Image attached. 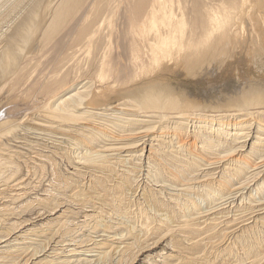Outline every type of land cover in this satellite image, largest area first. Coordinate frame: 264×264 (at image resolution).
Returning <instances> with one entry per match:
<instances>
[{
    "label": "rangeland",
    "instance_id": "rangeland-1",
    "mask_svg": "<svg viewBox=\"0 0 264 264\" xmlns=\"http://www.w3.org/2000/svg\"><path fill=\"white\" fill-rule=\"evenodd\" d=\"M40 1L46 0H0V49L4 47L2 42L8 41L3 40L6 39L5 36L17 37L20 34L17 25ZM58 2L59 0H53L52 5L56 6ZM238 2V15L234 16L233 26L238 34L236 46H229L224 52L214 54L210 60L207 59L208 61H203L190 70H184L178 63L165 62L156 72L143 78L145 82L142 80L135 87L136 91L146 83L153 82L165 91L173 92L177 98L181 96L192 102L195 105L194 112L207 117L206 119L223 116L224 121L230 124H246L249 121L247 126L251 125V128L243 133L250 132V135L255 136V129L254 132L251 129L255 128L257 119L256 115L251 116L249 112L264 115V106L250 107L248 113L238 112L234 102L237 99L239 101L245 91L250 93L262 91L257 87L264 88V0ZM213 12L212 9V14ZM49 16L44 20V25L49 22ZM16 30L18 32L15 36L13 33ZM61 47L65 46L59 45L52 49L51 52L56 53L54 56L59 58L58 53L63 49ZM35 52L36 50L33 51L34 56L24 55L29 57L30 61L27 59V62L36 60L38 56H35ZM57 60L52 55L40 60L41 74L38 80L43 81L48 71L55 67ZM72 64L73 60L61 65V72ZM94 69H97L96 66L91 67V71L85 66L67 80L68 86L62 90L69 88L67 92L73 95L78 89L77 93L86 94V97H82L86 102L99 96L100 101L103 100L90 107H79L73 116L80 117V120L75 123L71 120L62 122L51 119L38 112L36 106L46 99L40 100L42 94L28 96V89L23 86L27 82L25 77L20 80L10 77L12 87L7 86L9 80L0 84V88L6 85L0 95V101L4 100L0 106L3 103L6 106L0 109V124L13 123L12 134L0 138V155H10L16 161L7 166L12 170L3 171L0 175V264H264V243L255 250L256 233L264 231V190L256 192L254 196V192L249 195V190H242V187L253 181V175L261 170L258 166L264 160V155L254 158L248 155L252 148L251 141L242 145L243 139H232L231 150L223 152L222 148H218L217 153L203 152L206 159L198 161V167H192L191 172L184 175V179L190 178L191 182L216 178L221 164L213 162L218 156L232 151L239 153L249 159L250 166L232 182L231 195L225 192L220 200L214 198L215 202L202 203L183 220L178 219L179 215L171 220L158 216L163 222L157 219L152 223V231L145 228L146 216L151 219L164 212L154 214L150 209H143L145 206L147 208L142 203L143 187L147 184L146 173L149 169L146 155L152 148L149 152H153V155L164 156L168 164L177 165L174 159L179 158L176 149L180 144L177 145V140H174L170 127L174 126L175 121L180 122L175 118L178 116L176 112L156 111L155 115H144L147 117H140L141 119L137 117V120L144 121L140 126L146 125L147 129L150 127L151 138L156 134L157 137L161 136L155 139L152 146L149 142L142 145L147 138L140 140L133 137L146 130L145 128L134 131L138 126H131L123 133L119 129L115 130L117 138L120 136L124 139L121 142L106 138L95 143L94 151H99L97 155L92 151L87 154H93V157L81 160L74 156L75 142L67 136L69 132L80 131L81 128L87 130V126H110V123L117 120L114 118L118 117V110L129 109L122 105L128 104L126 96L133 91L131 87H114L99 95L100 84L92 82ZM83 85L86 87L82 88ZM6 102L9 104L6 105ZM96 105L98 106L95 107ZM159 113L165 116L160 117ZM192 117L194 116L183 120V123L192 120L189 124L191 132L197 120ZM258 122L261 123L259 120ZM187 135L191 134L187 133L185 136ZM259 139L264 142V132H261ZM189 140L188 138L183 143L189 144ZM144 146H147V152L141 155L140 148ZM196 148H202V145L197 144ZM84 153V149L77 150L79 157ZM97 159L103 165L98 164ZM49 164L57 172L58 179L48 175ZM38 167L44 169L42 177H38ZM94 178L104 183L101 187L97 186L98 192L90 184ZM121 181H124L120 190L122 195H116L115 199L122 203H116L118 208H115V212V209L112 211L109 208L108 203L103 202V190L119 186ZM152 185V188L148 185V191H153L154 198L164 203L168 201L175 204L177 197L181 201L186 198L184 186H171L166 182ZM159 190L161 191L156 193ZM143 194L147 195L145 191ZM240 195L247 197V201H243V207H238L242 200ZM232 200L235 203L232 204ZM236 203L237 206L234 207ZM162 206V209L165 208L164 204ZM238 246L241 249L234 253L233 250ZM29 254L35 255L24 263V256ZM135 256L136 260L132 261Z\"/></svg>",
    "mask_w": 264,
    "mask_h": 264
},
{
    "label": "bare ground",
    "instance_id": "bare-ground-1",
    "mask_svg": "<svg viewBox=\"0 0 264 264\" xmlns=\"http://www.w3.org/2000/svg\"><path fill=\"white\" fill-rule=\"evenodd\" d=\"M52 1L38 2L26 14L25 19L17 25L16 28L19 29L20 34L17 37L13 35L5 36L6 39H3L8 41L2 42L4 47L0 49V84L8 81L10 77H17L18 80L21 77H25L27 82L23 86L28 89V96L42 94L40 100L46 99L45 102L36 106L38 112L51 119H59L62 122L71 120L74 123L80 120V117L76 118L73 116L79 107L85 106L86 108L93 103L98 104L103 101H100L101 98L99 96L86 102L82 98L86 97V94L77 93L78 89L74 86L77 91L73 95H69L70 92H67L69 88L62 91L65 86H68L67 80L72 75L80 72L81 69H84L85 66L89 70L91 67L96 66L97 68L94 69L95 74L92 82L97 81L100 84L99 95L109 89L113 90L114 87H131L133 91L126 96L128 104L122 105L123 108L128 107L129 109L118 110V117L114 118L117 120L114 123H110V126L105 124L97 127L87 126L85 127L87 130H81V128L80 131L75 130L73 133L69 132L67 134L69 139L75 142L73 145L74 149H76L74 156L78 157V160L82 158L88 159L97 155L99 151H94V144L99 143L100 140L110 138L115 142L123 141L122 137L119 136L117 138L116 129L123 133L131 126H138V129L134 131L145 128L146 130L134 134L133 137L140 140L147 138L142 145L145 142H149L151 145L155 139H159L161 136L157 137L156 134L151 138L150 127L147 129L146 125L140 126L144 121L137 120V117H147L156 111L176 112L178 116L175 118L180 122L175 121L174 126L170 125V127L174 140H177V145L180 144L176 149L179 158L174 159V163L177 165L171 166L172 164H168L164 156L153 155V152H149L152 148L148 150L146 155L150 175L148 172L146 173L148 180L143 187L142 203L144 202L147 208L145 206L143 209H150L154 214L164 212V214L152 216L151 219L146 216L145 228L147 231H152L150 225L157 219H159V222H163L160 219L161 216H164L165 220H171L179 215L178 219L183 220L187 218L191 210H197L202 203L215 202L214 198L220 200L225 192L231 195L233 193L231 190L232 182L237 180L240 174L250 166L249 159L239 155V153L235 154L232 151L218 156L217 160L213 162L221 164L219 166V176L216 178L191 182L190 178L184 179V175L190 173L192 167H198V161L201 162L206 159L203 156V152L213 151V153H217L216 149L218 148H222L223 152L231 150L230 141L232 139L236 141L243 139L242 145L246 144L247 141H251L252 148L249 150L248 155L253 158L260 155L263 156L264 144L261 143L264 142L259 138L261 137V132H264V115H259L258 112H249L251 116L256 115L254 117L257 119L255 128L251 129L252 132L255 129V136H253V134H249L250 132L243 133L247 129L250 130L251 125L247 126L249 121L246 124L240 122L230 124L224 121L223 116L206 119L207 117L204 118L194 112L195 105L192 102L181 98V96L177 98L176 94L165 91L161 86L155 85L153 82L146 83L142 88H138L137 91L135 87L144 81L143 78L156 72L158 67H161L165 62L178 63L184 70H190L199 63L205 62L207 59L210 60L214 54L224 52L229 46H236L238 34L233 30V26L235 24L234 16L238 15L239 10L238 0H59L56 6L52 5ZM212 9L214 11L213 14ZM48 15H50V20L44 25L43 22H45L44 20H46ZM16 32L18 31L16 30L13 33L15 36L17 35ZM61 34L63 35L59 38L58 36ZM59 45L65 47H61L63 49L62 52L58 53V58V56H54L56 53L51 51ZM257 45L260 47L259 44ZM34 50H36L35 56L38 57L33 62H27L26 60L29 57H24V55L28 56L31 54L30 56H34ZM50 55L53 58L57 57L58 60L55 67L45 75L43 81H40L38 80L41 74L40 66L42 61L40 60ZM71 60H73L72 66L61 72L63 67L61 65ZM28 61L30 60L28 59ZM46 64L48 65V62ZM149 79H152V77ZM86 85H83L82 88H85ZM5 86L0 88V95ZM7 86L12 87L13 81L9 80ZM256 89H261L262 91L258 90L250 93L245 91L243 94L242 91H239L242 95L239 97V101H237L236 97L237 100L234 102V107L237 108L238 112L248 113L250 107L264 106V88L257 87ZM65 96L67 97L65 98ZM3 101L1 100L0 103ZM8 104L6 102V105ZM4 106V103L1 104L0 109ZM191 115L194 116L192 117L193 119H197L194 122L196 126L193 128V132H191V127L189 126L192 120L183 123V120H188ZM88 116L94 117L92 114ZM159 116L164 117L165 114L159 113ZM122 117H126V119ZM134 118L136 119L134 120ZM12 127L13 123H1L0 138H5L7 135L10 136L13 132ZM128 131L132 133L131 130ZM187 133L191 135L185 136ZM169 136L171 138V135ZM188 138L190 139L189 144L188 142L183 143ZM197 144L202 145V148H196ZM82 149L86 150V153L80 154L82 157H79L77 150L82 151ZM92 151L94 155L87 154ZM159 151L161 150L159 149ZM140 152L141 155L144 152L146 153L147 146L141 147ZM15 162L10 155L3 156L1 154L0 175L3 171L12 170L8 169L7 166L15 164ZM96 162L103 165L99 159ZM123 163H125V160ZM258 167L261 168L257 172L259 175L254 174L252 177L253 181L242 187V190H249V195L254 192L253 196L256 195V192L264 190V160L260 162ZM48 169V175L58 179L57 172L52 169L50 164ZM36 170L38 177H42L44 169L38 167ZM15 172L17 173L18 170ZM165 182L171 186H184L185 190L183 191L186 192V194L184 193L185 200L181 201L179 197H175V204L168 201L164 203V201L154 198L153 191H148L147 189L148 185L152 188V183ZM90 184L91 186L94 185L96 187L95 192H98L99 187L104 183L94 178V181L91 180ZM123 184L124 181H121L119 186L117 185L107 191L103 190L105 193L102 196L104 198L103 202L108 203L112 211L118 208L116 203L119 205L122 203L121 200L116 201L115 196L122 195L120 190ZM144 191L147 195L143 194ZM107 197L111 199L107 200ZM241 198L242 200L239 202L238 207H243V201H247L246 196ZM237 200L236 198L235 201ZM162 204L165 207L163 209ZM236 206L237 203L234 207ZM116 210L114 211L116 212ZM256 234L258 235L255 250H258L264 243V231L261 234L259 232ZM239 247L241 246L235 248L233 252L235 253L236 250L241 249ZM34 255L24 256V263L29 262ZM121 258L124 257L122 256ZM136 258L137 256L132 261H135Z\"/></svg>",
    "mask_w": 264,
    "mask_h": 264
}]
</instances>
